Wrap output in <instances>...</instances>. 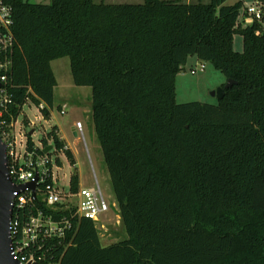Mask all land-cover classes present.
<instances>
[{"label":"trees","instance_id":"1","mask_svg":"<svg viewBox=\"0 0 264 264\" xmlns=\"http://www.w3.org/2000/svg\"><path fill=\"white\" fill-rule=\"evenodd\" d=\"M1 1L13 35L0 58L10 63L4 128L13 130L27 103H43L50 117L52 61L69 57L74 83L92 88L127 233L105 246L95 222L82 218L39 264H264V20L240 19L246 0ZM191 56L236 81L217 104L177 102L175 80ZM57 130L48 137L65 148Z\"/></svg>","mask_w":264,"mask_h":264},{"label":"built area","instance_id":"2","mask_svg":"<svg viewBox=\"0 0 264 264\" xmlns=\"http://www.w3.org/2000/svg\"><path fill=\"white\" fill-rule=\"evenodd\" d=\"M246 13V22L247 19L250 23L264 20V6L259 0H253ZM11 24V9L0 0V58L13 42ZM9 64V61L0 59V81L3 85L8 79ZM198 66L201 71L206 68L204 62ZM196 72L197 69H192L193 74ZM7 103L8 95L3 86L0 91V129L3 132L0 133L7 148L11 178L17 186L31 182L37 185L35 194L31 189L14 192L13 217L10 222L12 255L21 264H39L53 254L56 242L71 239L76 222L88 218L97 224L100 217L109 212L110 204L97 177L96 182L91 185H83L79 179L77 190L73 189L72 180L67 189L59 187L60 179L55 174L54 167L55 163H63L57 154L66 153L65 150L70 149L69 145L59 149L53 140L49 144V139L47 143L34 142V146L29 148L27 140L17 149L16 121L10 124L13 127L11 132L4 128L6 120H3V116ZM43 106L42 103L40 109ZM75 128L84 137L82 122H77ZM49 147L51 148L46 152ZM71 243L70 240L68 245Z\"/></svg>","mask_w":264,"mask_h":264},{"label":"rangeland","instance_id":"3","mask_svg":"<svg viewBox=\"0 0 264 264\" xmlns=\"http://www.w3.org/2000/svg\"><path fill=\"white\" fill-rule=\"evenodd\" d=\"M32 3L51 4L52 0H28ZM95 3H143L144 0H94ZM237 0H228L227 4H234ZM253 0H246L245 8L241 12L240 19L246 18V7ZM264 23V22H263ZM234 49L242 52L244 49L243 37L236 34L234 37ZM196 56H191L184 69L176 77V100L178 103L199 101L209 104H217L219 99L213 95V91L226 85L228 78L211 63L204 62L206 68L199 70L198 64L202 63ZM58 84L55 87V103L53 107L54 117H47L36 103H27L23 107L22 114L15 123L17 149L26 143L31 135L32 140L40 144L59 122L63 132L72 142L71 151L76 161L73 166L65 152L57 155L63 165L55 163L54 171L59 176L60 188L67 189L70 186L72 175L77 173L83 185H91L99 180L102 191L110 204L109 212L100 217L96 224L103 245L116 243L127 237L120 216L117 200L111 185L110 175L103 157L92 117V88L90 86H78L73 81L70 66V58L62 57L52 61ZM192 69H197L192 73ZM65 106L64 111L62 108ZM81 120L84 126V137L79 132L74 135L73 124ZM28 121L25 126L24 121ZM33 132L32 134H30ZM49 140V144H52ZM105 226V228H102Z\"/></svg>","mask_w":264,"mask_h":264},{"label":"water","instance_id":"4","mask_svg":"<svg viewBox=\"0 0 264 264\" xmlns=\"http://www.w3.org/2000/svg\"><path fill=\"white\" fill-rule=\"evenodd\" d=\"M235 83V80L228 79L226 85L213 91V95L217 96L219 100L223 99L226 90ZM3 86V83L0 81V91ZM50 148L46 149V152ZM36 188L37 185L34 182L18 186L13 183L8 165L7 148L0 133V264H21L19 261L14 260L11 247L10 222L13 217L14 192L31 189L35 194Z\"/></svg>","mask_w":264,"mask_h":264},{"label":"crops","instance_id":"5","mask_svg":"<svg viewBox=\"0 0 264 264\" xmlns=\"http://www.w3.org/2000/svg\"><path fill=\"white\" fill-rule=\"evenodd\" d=\"M176 1H182V2H185V3H198V2H204V3H209L211 0H176ZM250 23L247 19V22L246 24ZM57 84H58V80H57ZM224 85V84H222ZM62 108V112L64 111V108L65 106L61 107ZM50 117H54V112L53 110L51 111V114H50ZM77 122H81V120L77 119L76 122L73 124L72 128H73V131H75V125ZM57 131H58V135L59 137L67 144L69 145L70 149L72 148L71 147V144L72 142L69 140L68 136L66 133L63 132V128L62 126L60 125V123L58 122L57 125ZM118 205V204H117ZM120 216V214H119ZM120 219H121V216H120Z\"/></svg>","mask_w":264,"mask_h":264},{"label":"flooded vegetation","instance_id":"6","mask_svg":"<svg viewBox=\"0 0 264 264\" xmlns=\"http://www.w3.org/2000/svg\"><path fill=\"white\" fill-rule=\"evenodd\" d=\"M78 134H79V132L75 128L74 135L78 136Z\"/></svg>","mask_w":264,"mask_h":264}]
</instances>
